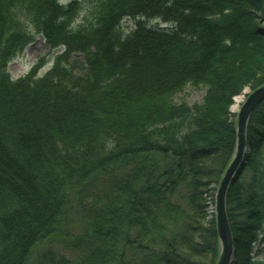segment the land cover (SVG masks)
Here are the masks:
<instances>
[{"label":"trees","instance_id":"trees-1","mask_svg":"<svg viewBox=\"0 0 264 264\" xmlns=\"http://www.w3.org/2000/svg\"><path fill=\"white\" fill-rule=\"evenodd\" d=\"M60 1L0 0V264L58 236L77 264H214L207 201L235 147L232 96L264 82V0H91L76 25L80 1ZM22 18L62 51L13 78ZM187 83L201 101L171 99ZM246 148L225 199L232 264H264V100Z\"/></svg>","mask_w":264,"mask_h":264},{"label":"rangeland","instance_id":"rangeland-1","mask_svg":"<svg viewBox=\"0 0 264 264\" xmlns=\"http://www.w3.org/2000/svg\"><path fill=\"white\" fill-rule=\"evenodd\" d=\"M69 0H61L60 2L66 3ZM79 8L76 14V19L74 20V24L76 25L80 23L83 18L87 17L89 19L91 17V10L90 7L93 5V1L91 0H79ZM23 24L26 26L27 30L33 35V40L25 46L23 50L20 51V53H16V55L8 61L7 64V70L10 73V75L13 78L19 77L22 74H25L29 68L37 61V59L40 56H45L48 60L45 62L43 67L39 70V73H43L46 71L51 63L54 54L57 51H62V47H56L51 49L49 45L44 42V38L41 33L36 32V29L31 25L30 22H27L25 18H22ZM153 23L156 24L155 20L152 21ZM161 26H165L166 24L159 23ZM122 28L124 32H128L133 28V21L129 18H123L122 20ZM206 87H204L203 84H198L194 85L192 83H187L183 87H181L180 90L175 91L172 96V100L175 102H180L184 101L188 104H191L193 102H199L202 99V96L205 92ZM250 91L249 86H243L241 91L237 93V96L240 95L241 102L245 98V94ZM233 101V98H232ZM231 101V103H232ZM230 103V105H231ZM229 105V106H230ZM238 105V107H239ZM228 106V107H229ZM238 107L234 110H232L230 107V111L235 114L237 111ZM247 151V148H246ZM214 183H211L209 187H213ZM214 188V187H213ZM213 191H215L213 189ZM213 217V204L210 203L209 206L207 207V219H211ZM74 225H78V221L74 222ZM41 244L38 246L36 249L38 251V255L36 257H33L30 264H42L41 263V253L45 252L46 250L54 251L56 255L58 256H64L69 263L71 264H77V262L80 260L82 257L83 253L80 252V250H76L73 248L72 244L70 241L66 240L64 237L58 236V237H52L51 239L45 238ZM253 257L255 259L258 258H264V229L261 231L259 234L258 240L253 244ZM47 264V263H45Z\"/></svg>","mask_w":264,"mask_h":264},{"label":"water","instance_id":"water-1","mask_svg":"<svg viewBox=\"0 0 264 264\" xmlns=\"http://www.w3.org/2000/svg\"><path fill=\"white\" fill-rule=\"evenodd\" d=\"M264 100V82L245 94V98L235 112V147L227 163L214 195L215 227L219 240V253L214 264H232L234 247L227 212L226 194L233 178L241 171L244 154L246 152V126L254 108Z\"/></svg>","mask_w":264,"mask_h":264},{"label":"bare ground","instance_id":"bare-ground-1","mask_svg":"<svg viewBox=\"0 0 264 264\" xmlns=\"http://www.w3.org/2000/svg\"><path fill=\"white\" fill-rule=\"evenodd\" d=\"M250 90H251V89H250ZM232 98H233V101H232V103H231V105H230L229 107H230L232 110H234V109H236V108L238 107V105H239V103H240V101H241V97H240V95L237 96V94H235V95L232 96ZM238 174H239V173H238ZM217 184H218V183H216L215 186H217ZM215 190H216V189H215ZM214 195H215V191H213V199L207 201L208 206H209L210 203L213 204V210H214ZM208 206H207V207H208Z\"/></svg>","mask_w":264,"mask_h":264}]
</instances>
